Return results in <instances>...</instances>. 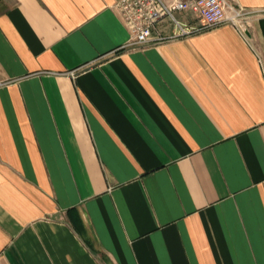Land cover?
I'll return each instance as SVG.
<instances>
[{"label": "crops", "instance_id": "1", "mask_svg": "<svg viewBox=\"0 0 264 264\" xmlns=\"http://www.w3.org/2000/svg\"><path fill=\"white\" fill-rule=\"evenodd\" d=\"M119 1L0 0V264H264V0L145 46Z\"/></svg>", "mask_w": 264, "mask_h": 264}, {"label": "built area", "instance_id": "2", "mask_svg": "<svg viewBox=\"0 0 264 264\" xmlns=\"http://www.w3.org/2000/svg\"><path fill=\"white\" fill-rule=\"evenodd\" d=\"M118 6L131 32L129 45L133 46L191 37L225 25L248 40L251 19L257 14L254 10L234 6L228 0H120ZM181 12H190L199 24L181 22L176 18ZM166 19L173 25V34L154 36L157 26ZM76 73L72 71L69 75L74 78Z\"/></svg>", "mask_w": 264, "mask_h": 264}]
</instances>
